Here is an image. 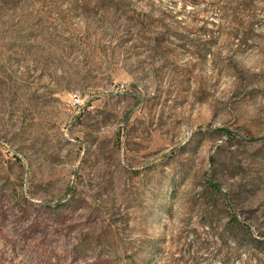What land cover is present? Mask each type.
I'll list each match as a JSON object with an SVG mask.
<instances>
[{"label": "rangeland", "instance_id": "obj_1", "mask_svg": "<svg viewBox=\"0 0 264 264\" xmlns=\"http://www.w3.org/2000/svg\"><path fill=\"white\" fill-rule=\"evenodd\" d=\"M0 264H264V0H0Z\"/></svg>", "mask_w": 264, "mask_h": 264}, {"label": "built area", "instance_id": "obj_2", "mask_svg": "<svg viewBox=\"0 0 264 264\" xmlns=\"http://www.w3.org/2000/svg\"><path fill=\"white\" fill-rule=\"evenodd\" d=\"M80 101H81L80 98L75 95L74 96V104L79 105L80 104Z\"/></svg>", "mask_w": 264, "mask_h": 264}]
</instances>
